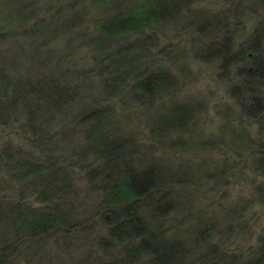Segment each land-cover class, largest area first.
Here are the masks:
<instances>
[{
	"label": "trees",
	"instance_id": "16d2710c",
	"mask_svg": "<svg viewBox=\"0 0 264 264\" xmlns=\"http://www.w3.org/2000/svg\"><path fill=\"white\" fill-rule=\"evenodd\" d=\"M263 204L264 0H0V264H264Z\"/></svg>",
	"mask_w": 264,
	"mask_h": 264
},
{
	"label": "rangeland",
	"instance_id": "374dc122",
	"mask_svg": "<svg viewBox=\"0 0 264 264\" xmlns=\"http://www.w3.org/2000/svg\"><path fill=\"white\" fill-rule=\"evenodd\" d=\"M251 210L253 211L251 212ZM251 210H249L250 211L249 213L251 214V219L248 222V228L244 229V232L240 234V237H238L237 240H234V242H236L237 248L239 247L242 249H246L248 245H251L254 243V241L256 240L258 236L263 234L264 204L262 206L253 205ZM232 245H231V248H232ZM242 245L243 247H240ZM53 257L54 256H52L51 258Z\"/></svg>",
	"mask_w": 264,
	"mask_h": 264
}]
</instances>
